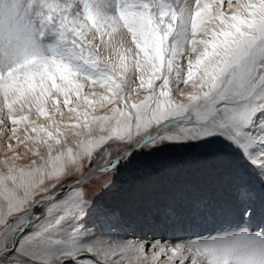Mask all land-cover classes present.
Here are the masks:
<instances>
[{"label": "snow or ice", "instance_id": "obj_1", "mask_svg": "<svg viewBox=\"0 0 264 264\" xmlns=\"http://www.w3.org/2000/svg\"><path fill=\"white\" fill-rule=\"evenodd\" d=\"M0 125L22 149L0 160V264H264L243 188V222L195 238L85 224L87 188L142 153L222 145L264 180V0H0Z\"/></svg>", "mask_w": 264, "mask_h": 264}, {"label": "rangeland", "instance_id": "obj_2", "mask_svg": "<svg viewBox=\"0 0 264 264\" xmlns=\"http://www.w3.org/2000/svg\"><path fill=\"white\" fill-rule=\"evenodd\" d=\"M87 92L86 89L85 94ZM68 115L65 110V118ZM6 123L11 127L10 122ZM37 123L46 121L41 118ZM17 135L22 138L24 133L21 130ZM9 136L10 131L0 125V160L12 155L7 149L9 143L16 148L14 138L9 140ZM29 162L23 161L25 164ZM106 181L111 186L104 190ZM242 188L241 196L250 200L255 209L257 226L254 230H259L264 219V180L238 151L222 145H201L173 147L151 155L142 153L130 166L121 168L115 175L94 180L87 188L89 199H95L96 211L85 224L96 225L103 217L104 222L96 229L97 234L104 232L110 224L119 223L129 234L149 240L161 239L163 242L195 238L196 234L223 231L243 222L240 216L242 205L237 199ZM211 197L213 205L210 204ZM219 198L236 202L232 213L220 210L219 205L224 201ZM196 207L202 210L193 211ZM173 208L175 212L167 211ZM36 211L42 210L37 208ZM234 211L237 220H234ZM177 220L181 221L177 223ZM227 221H233L234 226ZM149 224L161 226L149 229L146 227ZM67 264H72L71 260Z\"/></svg>", "mask_w": 264, "mask_h": 264}, {"label": "bare ground", "instance_id": "obj_3", "mask_svg": "<svg viewBox=\"0 0 264 264\" xmlns=\"http://www.w3.org/2000/svg\"><path fill=\"white\" fill-rule=\"evenodd\" d=\"M219 199L222 200V201H224L221 205H219L220 206V210L223 211V212L229 211V212L232 213V210H234V208L236 207V202L234 200L229 201V199H227V198L226 199L219 198ZM209 200L211 202L210 204L213 205L212 204L213 197L209 198ZM215 205H218V203H215ZM179 216H183V215H179ZM181 220H177L176 222L179 223ZM234 220H237L236 211H234ZM226 223H228L229 225L232 224V227L234 226L233 221H227ZM213 227H214V225H213Z\"/></svg>", "mask_w": 264, "mask_h": 264}]
</instances>
